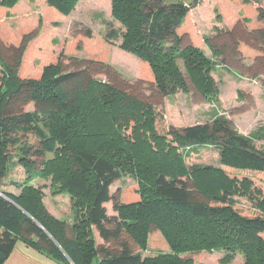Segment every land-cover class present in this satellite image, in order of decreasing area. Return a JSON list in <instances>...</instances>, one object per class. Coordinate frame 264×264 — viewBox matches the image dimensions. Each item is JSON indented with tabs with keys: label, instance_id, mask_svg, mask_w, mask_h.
<instances>
[{
	"label": "trees",
	"instance_id": "16d2710c",
	"mask_svg": "<svg viewBox=\"0 0 264 264\" xmlns=\"http://www.w3.org/2000/svg\"><path fill=\"white\" fill-rule=\"evenodd\" d=\"M18 1L0 0V27L9 28L7 35L0 31V264L17 240L58 264H193L181 255L201 251H222L221 264H231L235 253L243 264H264V190L239 174L264 173V125L244 134L218 116L157 131L153 106L136 96L106 50L77 55L93 37L87 28L50 52L40 73H26V55L78 0H43L50 17L41 14L36 24L14 32L8 18ZM199 4L111 0V16L124 29L118 46L147 65L163 96L186 91L181 60L194 87L216 102L209 75L214 61L200 47L182 45L180 29ZM250 21L243 17L226 30L228 43L204 37L220 64L246 45L264 56V9L254 19L258 46L249 41ZM102 24L105 40H117L118 29L110 21ZM30 104L33 109L26 110ZM202 145H214L227 168L187 165L185 157ZM17 165L25 171L22 181L9 178ZM123 174L134 178L133 185L111 193ZM34 178H50L53 194L68 193V220L45 209L41 189L29 184ZM238 197L255 214L237 208ZM149 246L168 251L142 255Z\"/></svg>",
	"mask_w": 264,
	"mask_h": 264
},
{
	"label": "rangeland",
	"instance_id": "374dc122",
	"mask_svg": "<svg viewBox=\"0 0 264 264\" xmlns=\"http://www.w3.org/2000/svg\"><path fill=\"white\" fill-rule=\"evenodd\" d=\"M176 1L185 4L192 2V0H164L165 3ZM46 7L43 0H19L8 18L12 30L15 32L21 24L29 26L36 24L41 14L50 17ZM258 8L264 9V0H200V4L189 11L180 29L182 45L200 47L214 61V68L209 75L217 90L216 102L207 100L199 93L191 83L181 60L177 63L186 85V91L177 90L175 93L163 96L156 87L147 65L118 46L121 42L120 34L124 29L111 16V0H78L68 14L57 16L55 19L59 25L53 26L46 37L37 40L34 50L24 58V70L30 75L40 73L48 64L50 52L60 50L63 43L71 37L83 36L87 28L91 30L93 37L85 40V48L77 55L83 56L89 50H106L108 62L124 79L133 84L136 96L153 106L156 112L157 131L167 133L170 130L169 127L177 129L195 123L212 121L213 117L223 116L237 131L247 134L255 126L264 125V56L246 45L247 47L240 48L237 56L225 55L226 64H220V57L211 56L204 37H208L211 43H228L230 37L225 31L229 28L234 30L238 20L249 17L251 21L245 27L251 37L249 41L258 46L256 42L257 24L254 22ZM102 20L110 21L112 26L118 29L117 40L111 42L105 40L106 29ZM214 26L222 31L218 33ZM8 29V27H0V31H3L5 35ZM32 109L31 104L26 108V110ZM168 136L171 137L169 134ZM198 150L197 153L185 157L187 165L204 164L227 168L220 164L217 148L214 145H202L198 147ZM239 174L252 177L254 185L264 190V173L256 176L253 172L244 170ZM24 177L25 171L19 165L13 168L9 176L18 181H22ZM134 181L132 176L123 174L120 179L110 185L109 191L113 193L118 188L133 185ZM29 184L33 188L41 189L43 205L50 214V211H53L58 215L53 216L60 217L59 219L67 216L68 193L53 194L50 178H34ZM6 189L14 193L18 192L12 187H6ZM56 195H58L57 198ZM237 200V208L243 213L255 214L256 211L248 200L242 197H238ZM105 206L109 214L113 213L110 202ZM160 251L167 252L168 247L149 246L141 254L155 255ZM222 255V251H201L184 253L181 257L190 259L193 264H221L219 259ZM96 260H93L92 264H96ZM231 264H243V256L235 253Z\"/></svg>",
	"mask_w": 264,
	"mask_h": 264
},
{
	"label": "crops",
	"instance_id": "0c3cea01",
	"mask_svg": "<svg viewBox=\"0 0 264 264\" xmlns=\"http://www.w3.org/2000/svg\"><path fill=\"white\" fill-rule=\"evenodd\" d=\"M16 6H17V3L14 5L12 10L15 9ZM55 197L57 198L58 195H56ZM50 212L55 217L58 216L53 211H50ZM69 217H70V200L69 198H67V216L66 217L64 216L61 219L68 220ZM95 238H96L97 243L101 242V240L97 239L96 235H95ZM4 264H58V263H56L54 260L48 257L45 253L40 252L26 245L20 240H17L13 250L11 251L7 259L5 260Z\"/></svg>",
	"mask_w": 264,
	"mask_h": 264
},
{
	"label": "water",
	"instance_id": "95a60500",
	"mask_svg": "<svg viewBox=\"0 0 264 264\" xmlns=\"http://www.w3.org/2000/svg\"><path fill=\"white\" fill-rule=\"evenodd\" d=\"M40 227V226H39ZM41 228V227H40Z\"/></svg>",
	"mask_w": 264,
	"mask_h": 264
}]
</instances>
